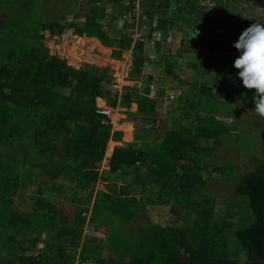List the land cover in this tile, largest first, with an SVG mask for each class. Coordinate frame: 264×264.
<instances>
[{
  "label": "trees",
  "instance_id": "16d2710c",
  "mask_svg": "<svg viewBox=\"0 0 264 264\" xmlns=\"http://www.w3.org/2000/svg\"><path fill=\"white\" fill-rule=\"evenodd\" d=\"M131 1L87 0V9L80 11L79 0H65V8L57 12L54 6L55 13L42 16L48 0H6L9 22L0 28V264H264V158L236 181L232 207L251 216L247 226H238L239 220L235 225L229 215L217 220L216 195L193 197L206 185L202 171L211 176L226 169L210 162L217 153L213 148L230 132L229 124L218 120L231 118L222 116L220 106L240 108L243 94L251 97L233 67L240 55L233 47L236 25L217 24L224 0L209 9L200 7L206 0L142 4L148 36L175 30L188 42L187 50H168L156 62L135 44L126 80L141 81L148 64L160 76L147 75L142 88L124 86L117 92L109 67L76 69L49 55L43 33L58 37L73 29L75 40L86 37L97 45L90 39L95 38L112 50L111 59L121 60L131 48L134 24L125 21L122 29L114 24L131 10ZM201 19L207 28L197 23ZM210 23L225 33H216ZM196 29L204 33L196 36ZM198 45L235 55L207 57L196 52ZM152 85L157 93L150 97ZM218 91H226V97L220 99ZM164 98L169 118L160 121L158 101ZM97 99L125 108L124 115L137 122L129 151L120 152L122 133L97 114ZM132 104L135 114L127 112ZM109 141L115 147L108 170L102 171L107 178L98 165ZM127 176L129 184L110 181ZM100 181L104 188L95 190ZM163 212L174 216V225L162 221ZM180 221L183 226L176 225ZM85 225L102 242L85 236L80 243Z\"/></svg>",
  "mask_w": 264,
  "mask_h": 264
},
{
  "label": "rangeland",
  "instance_id": "374dc122",
  "mask_svg": "<svg viewBox=\"0 0 264 264\" xmlns=\"http://www.w3.org/2000/svg\"><path fill=\"white\" fill-rule=\"evenodd\" d=\"M42 2V0H40ZM49 3L47 6H45L43 12L41 13L42 16H44V12H50L55 13L53 11L54 6H57V12L60 11L61 8L66 7L65 0H48ZM80 4L79 7L81 10L87 9V5H85V2L87 0H79ZM3 5V4H1ZM52 10V11H51ZM80 10V11H81ZM237 10V9H236ZM0 11L3 14H6V10L4 7L0 6ZM228 11V10H227ZM60 13V12H59ZM224 14L226 13V8H224ZM230 13V12H229ZM235 17H241L242 13L240 11H234ZM233 16V15H231ZM224 17V15H223ZM71 18V17H70ZM69 18V19H70ZM202 21L204 19H201ZM80 21H83V19H80ZM9 22L8 19H5L4 22H0V28H2L4 25H7ZM241 27V26H240ZM205 31L207 34L210 32ZM8 31V30H6ZM217 31V30H216ZM204 31L201 30V34H203ZM219 33H223L222 31H217ZM178 34L182 35V33L178 32ZM44 35V45L49 49V55L50 56H57L60 59H63L67 62V64L71 67H74L76 69L94 65L99 68H105L109 67L113 71V83L114 86L111 87L113 90L121 91V88L124 86H130L132 85L131 81H126L127 79V66L130 64L128 61V53H124L121 57V60H113L111 59V49L102 50L99 48V45H95L93 42H87V40H84L83 37H79L81 39L75 40V35H73V29H69L65 31L61 36L58 37H51L47 32L43 33ZM86 41L83 45L80 43L81 41ZM77 41V42H76ZM78 44V47H75L76 44ZM188 45V42L185 40H175L173 43L170 44L171 50L174 51L181 48L182 50H187L186 46ZM190 45V44H189ZM201 45H199L200 47ZM77 48V49H76ZM75 49V50H74ZM206 55L209 53L208 49H206ZM185 56L192 57L191 53H187ZM215 58V57H214ZM185 70L186 68L183 67ZM153 74H155L152 77L159 78L160 76H157V72L152 71ZM161 79V78H160ZM183 80V79H182ZM181 80V81H182ZM155 84V83H154ZM158 86V83L155 84ZM155 85H152L151 90L155 87ZM169 85L172 87L174 84L171 82ZM185 88V87H184ZM185 89H183L184 92ZM244 93L250 94L252 97H247L245 94L242 96V103L240 104V108H238L237 104H231L229 106L227 105H221L220 110H225L224 113L222 112V116H231V119H226L219 117L218 120H222L229 124L230 126V132L229 137H226L223 139L222 144L218 146V148H213L215 150V155L210 159L211 163L218 164V166H226V169L221 172V174L212 172L211 176H207V173L201 172V174L206 176L208 179L206 181V185L199 190L196 193V196L194 194V199L196 198H205L206 196H212L210 194L216 195L215 197L217 199L216 203V213H217V220L221 221L223 219H226V217L229 215L233 222L237 223L238 226L243 225L247 226L246 224H249L251 222V216L249 217L246 214V211L243 209H239V207H232L234 206L237 198H236V181L245 174L249 173L251 170L254 169V165L261 158V161L264 158V118L260 117L258 114H256L254 108L255 104L253 101V96L255 95V92L252 93V90L245 89L242 90ZM223 91H218V95L220 99H223ZM220 93V94H219ZM178 95V93H177ZM96 105L102 108L104 107V104H101L100 102L96 101ZM103 105V106H102ZM168 106L169 102L166 99H161L158 101V115L159 120H166L169 118L168 113ZM108 107V106H106ZM110 108V107H108ZM107 109V108H106ZM111 109V110H110ZM111 116L109 120L111 121V124L113 125V130L118 131V126L123 125L124 123L130 122L133 126L131 131L130 138H125V133L122 135L121 142L123 144V148L120 149L121 151H129V145L134 141V136L136 134V129H138L137 122H131L130 117L123 115L121 110L116 107L115 109L110 108ZM115 112V114H114ZM118 112V114H116ZM128 113L135 114V110L132 109V106L127 110ZM228 114V115H227ZM190 127H193V122L189 124ZM109 145V144H108ZM107 145V148H108ZM221 147V148H220ZM220 149V150H219ZM219 150V151H218ZM110 151V150H109ZM110 153V152H109ZM106 156V155H105ZM257 159V160H256ZM264 161V160H263ZM230 163V164H229ZM108 158L103 159V161L98 165L99 171L108 170ZM206 167H208V171H212L211 164L207 161L205 162ZM231 167V168H228ZM223 173V175H222ZM106 173L102 172L101 176L104 177ZM106 177V176H105ZM112 183H115L117 186H120L122 182L125 181L120 180L119 178L111 177L110 180ZM104 183L102 181L98 182L95 186V190L97 189H103ZM66 191L69 193L71 192L72 188L66 184L65 186ZM29 195V193H28ZM196 200V199H195ZM240 202H243V198H240ZM29 203V202H28ZM27 201L25 203L26 209L29 207ZM238 203V201H237ZM230 209V211H228ZM166 217L162 216V221L167 225H174V216L170 214L169 212L166 214V212H163ZM88 213L86 215V218L88 217ZM241 219V220H240ZM184 221H180L176 223L178 226H183ZM87 225L84 226L82 230V238L80 240V243H82L83 238L85 236L92 238L93 240L96 239L99 242H102V236L95 234L93 232H87ZM41 245H38L37 248H40ZM79 249H77L78 252Z\"/></svg>",
  "mask_w": 264,
  "mask_h": 264
},
{
  "label": "crops",
  "instance_id": "0c3cea01",
  "mask_svg": "<svg viewBox=\"0 0 264 264\" xmlns=\"http://www.w3.org/2000/svg\"><path fill=\"white\" fill-rule=\"evenodd\" d=\"M225 1V2H224ZM223 1V9L221 10V11H219L218 12V14H219V17H218V19H217V21H218V25L219 26H221L222 24H225V25H227L228 27H231V25L234 23L235 25H236V29L237 30H234V33L237 35V36H240L241 35V33L245 30V29H247L251 24H253V23H255V21L256 22H260V23H264V10H262V8H264V0H224ZM226 1H227V3H226ZM8 3L6 2V0H5V3L3 4V5H0L1 7H4V9L5 10H7V9H10V6H9V4L7 5ZM160 5H163V0H161V2H160ZM259 6V7H257V6ZM261 7V8H260ZM224 8H226V13H227V15L226 14H224L223 12H224ZM237 9V10H236ZM228 10V11H227ZM82 11V10H81ZM234 11H240L241 13H242V16L241 17H235V14L233 13ZM230 12V13H229ZM25 13V12H24ZM19 14H17V15H15V17L14 18H16L17 16H18ZM223 15H224V17H223ZM231 15H233V16H231ZM8 17H9V15L7 14V12H6V14H3L1 11H0V22H4V20L5 19H8ZM251 18H254V19H251ZM118 21V20H117ZM116 21V22H117ZM115 22V23H116ZM216 23V22H215ZM215 23H210V25H211V27L214 29V30H217V31H222L223 33H225V30L223 29V27H218L217 26V24H215ZM114 26H115V24H114ZM241 26V27H240ZM216 31V33H219V32H217ZM175 32H177V31H175V30H173V31H169L166 35H165V37H163V39H162V43H161V45H158L157 47H156V55H155V58L153 59V60H151V62L152 61H155L156 62V60H158V58H159V56L162 54V53H164V52H166V51H168V50H171V47H170V44H171V42H170V40L168 39L169 38V34H171V33H175ZM48 33V32H47ZM223 33H221V34H223ZM176 34V33H175ZM177 34H178V32H177ZM75 37H77V36H75ZM84 39H89V38H86V37H83ZM239 38V37H238ZM79 39H81V38H79ZM90 39H94V41L95 42H97L98 43V45H99V48L100 49H102V50H105V49H107V50H109V48H105V47H103V46H101V44L99 43V41L97 40V39H95V38H90ZM175 40H173V42H174ZM86 42V41H85ZM88 42V41H87ZM172 42V43H173ZM225 52H228V55H226V56H234L235 54H232L233 52H229V51H225ZM145 53H146V55L148 54L146 51H145ZM240 54V53H239ZM148 57V56H147ZM128 61L130 62V64H131V59H128ZM129 64V65H130ZM148 67H145L146 68V70H144V78H142V80L141 81H131L132 82V85H130V86H133V85H136V87H138V88H142V85H143V79H145L146 77H147V75L149 76L150 74V72H151V70L152 71H155V66H154V64H153V66H151V65H147ZM224 74L226 75V77L227 78H229L230 77V74L227 72V70H225L224 71ZM127 77H128V72H127ZM231 77H233V79L234 80H232V81H236V78L234 77V76H231ZM230 77V78H231ZM127 81V80H126ZM172 81H169V84L171 83ZM173 83V82H172ZM171 86V85H170ZM152 89H154V88H152ZM224 92V93H223ZM222 93H223V98L224 97H226V91H223ZM155 93H157V92H155L154 90H151L150 91V97H153V96H155ZM220 94V93H219ZM166 96H167V94H166ZM165 99V98H164ZM96 101H98V103L99 102H101V104H104V107L105 108H107V109H110V108H108L109 106L107 105V103L104 101V100H102V99H97ZM103 106V105H102ZM106 106H108V107H106ZM132 106V109L133 110H135V113H136V111H137V105L136 104H132L131 105ZM118 107V109L119 110H121L122 112H124L126 109L125 108H122V107H120L119 105L117 106ZM116 108V107H115ZM115 108H112V109H115ZM111 110V109H110ZM126 112V111H125ZM114 114H115V112H114ZM116 114H118V112L116 113ZM123 115H124V113H122ZM119 115V114H118ZM226 119H231V118H228V117H226ZM232 120V119H231ZM128 126H130V129H125L126 127H128ZM132 128H133V126H132V124L130 123V122H128V123H124L123 125H120V126H118V131L116 130H113V125H112V131L113 132H124L125 134H131V131H132ZM122 135H123V133H122ZM118 143H120V142H118ZM108 148H107V150H106V153H105V158H110L111 156H112V154H113V151H114V147H115V143H114V141H109L108 142ZM110 150V151H109ZM110 152V153H109ZM104 173H106V172H104ZM107 178L109 177V175L106 173V175H105ZM104 176V177H105ZM117 178V177H116ZM111 179V178H110ZM125 179L127 180L126 182H122L121 183V185H123V184H129L130 182H131V177L130 176H127V177H125ZM125 179L124 180H122V181H125ZM104 183V182H103Z\"/></svg>",
  "mask_w": 264,
  "mask_h": 264
},
{
  "label": "clouds",
  "instance_id": "9594fccd",
  "mask_svg": "<svg viewBox=\"0 0 264 264\" xmlns=\"http://www.w3.org/2000/svg\"><path fill=\"white\" fill-rule=\"evenodd\" d=\"M233 47L240 52L233 67L238 70V78L242 81L243 87L254 90V110L264 118V23L255 21L251 24L241 33ZM231 79L234 80L233 77Z\"/></svg>",
  "mask_w": 264,
  "mask_h": 264
},
{
  "label": "built area",
  "instance_id": "2783aa9c",
  "mask_svg": "<svg viewBox=\"0 0 264 264\" xmlns=\"http://www.w3.org/2000/svg\"><path fill=\"white\" fill-rule=\"evenodd\" d=\"M217 0H206L200 6L204 9H209L215 6ZM130 3V4H129ZM153 3L155 6L159 5L158 2H153V0H132L131 2H127V5H130L131 10L123 17L119 18V20L115 23L117 29H122L123 23L125 21H129L134 24V28L131 30V48L127 51L129 59L132 58L133 55V47L135 44H140L143 46L144 50L148 53L147 59L149 62L155 58V50L158 45H161L163 36L159 32H152L149 36L148 33L150 31L149 26L147 25V16L142 12L141 6L142 4ZM71 19H68L70 21ZM157 16H153L152 18V26L156 27ZM197 23L204 25L206 28L208 27V23L205 20H199ZM176 33V34H175ZM169 34V40L172 43L173 40H182V35L177 34V32ZM196 36H201V29H196L194 31ZM202 46L199 45L196 47V52L199 54H203L204 56L208 57H216L220 58L222 56L228 55V52H220L218 50L210 51L208 48L209 53L206 55V50L201 49ZM130 65L127 66L126 70L129 72ZM151 76H154L153 72L149 73ZM169 98L175 96L174 93L167 94ZM97 106V105H96ZM97 114L110 118L111 111L106 108H102L97 106L96 110ZM111 122V121H110ZM89 232V231H87Z\"/></svg>",
  "mask_w": 264,
  "mask_h": 264
},
{
  "label": "bare ground",
  "instance_id": "6f19581e",
  "mask_svg": "<svg viewBox=\"0 0 264 264\" xmlns=\"http://www.w3.org/2000/svg\"><path fill=\"white\" fill-rule=\"evenodd\" d=\"M202 1V0H201ZM222 1V0H221ZM225 2V1H224ZM227 2V1H226ZM201 3V2H200ZM222 3V2H221ZM217 4V3H216ZM223 6V5H222ZM201 7V6H200ZM219 7V6H218ZM151 29V28H150ZM156 29V28H155ZM153 31V30H152ZM203 33V32H202ZM202 38V37H201ZM204 47V46H203ZM144 49V48H143ZM207 51V50H206ZM156 52V51H155ZM208 57V56H207ZM216 58V57H215ZM219 59V58H218ZM188 60V59H187ZM191 60V59H190ZM189 64V63H188ZM125 129H130V126L126 127Z\"/></svg>",
  "mask_w": 264,
  "mask_h": 264
}]
</instances>
